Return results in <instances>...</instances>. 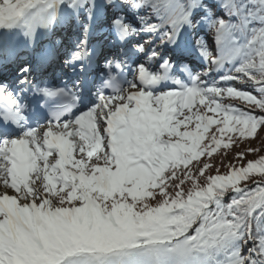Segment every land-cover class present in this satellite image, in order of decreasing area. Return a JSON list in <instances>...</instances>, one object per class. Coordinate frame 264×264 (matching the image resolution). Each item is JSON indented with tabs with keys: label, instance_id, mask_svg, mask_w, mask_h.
Returning a JSON list of instances; mask_svg holds the SVG:
<instances>
[{
	"label": "snow or ice",
	"instance_id": "1",
	"mask_svg": "<svg viewBox=\"0 0 264 264\" xmlns=\"http://www.w3.org/2000/svg\"><path fill=\"white\" fill-rule=\"evenodd\" d=\"M261 133L264 0H0V264H264Z\"/></svg>",
	"mask_w": 264,
	"mask_h": 264
},
{
	"label": "trees",
	"instance_id": "2",
	"mask_svg": "<svg viewBox=\"0 0 264 264\" xmlns=\"http://www.w3.org/2000/svg\"><path fill=\"white\" fill-rule=\"evenodd\" d=\"M264 133H261V138H257L255 140H252L250 141L251 142H257V144L255 145V147L259 146L261 148V153L264 154ZM250 143H244V144H241L240 147H236V146H233L230 151L227 153V155H230L231 156V160H228L226 159V156L227 155H224V152L223 150H221L220 154L216 155L215 158L213 159L212 163L214 165H220L221 162L223 161L224 164H227L229 162H234L233 161V156L234 154L237 152V151H241L243 149H246L247 147L250 146ZM249 159H252L253 157L249 156L248 157ZM226 171V168H224L223 166L220 167V172L223 173Z\"/></svg>",
	"mask_w": 264,
	"mask_h": 264
},
{
	"label": "rangeland",
	"instance_id": "3",
	"mask_svg": "<svg viewBox=\"0 0 264 264\" xmlns=\"http://www.w3.org/2000/svg\"><path fill=\"white\" fill-rule=\"evenodd\" d=\"M196 70L199 71L200 69L197 68ZM69 72H70V70H69ZM256 144H257V142H251V143H250V146L255 147ZM226 159H227V161H228V160H231V156H230V155H227V156H226Z\"/></svg>",
	"mask_w": 264,
	"mask_h": 264
},
{
	"label": "bare ground",
	"instance_id": "4",
	"mask_svg": "<svg viewBox=\"0 0 264 264\" xmlns=\"http://www.w3.org/2000/svg\"><path fill=\"white\" fill-rule=\"evenodd\" d=\"M68 75H71V74H70L69 70L66 69L65 70V75H64L63 78H66ZM60 76H61V73L60 72H57L56 73V77H60Z\"/></svg>",
	"mask_w": 264,
	"mask_h": 264
}]
</instances>
